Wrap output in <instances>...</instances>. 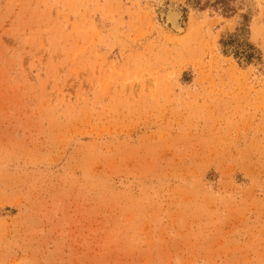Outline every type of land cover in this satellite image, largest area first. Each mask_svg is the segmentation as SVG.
<instances>
[{
	"label": "rangeland",
	"instance_id": "obj_1",
	"mask_svg": "<svg viewBox=\"0 0 264 264\" xmlns=\"http://www.w3.org/2000/svg\"><path fill=\"white\" fill-rule=\"evenodd\" d=\"M0 264H264V0H0Z\"/></svg>",
	"mask_w": 264,
	"mask_h": 264
},
{
	"label": "bare ground",
	"instance_id": "obj_2",
	"mask_svg": "<svg viewBox=\"0 0 264 264\" xmlns=\"http://www.w3.org/2000/svg\"><path fill=\"white\" fill-rule=\"evenodd\" d=\"M168 19L171 22V24L177 28H179V22H178V13L176 10L173 9L169 11L168 13Z\"/></svg>",
	"mask_w": 264,
	"mask_h": 264
}]
</instances>
